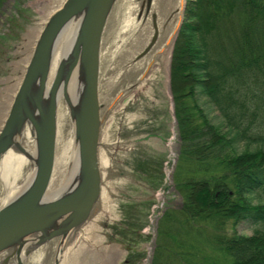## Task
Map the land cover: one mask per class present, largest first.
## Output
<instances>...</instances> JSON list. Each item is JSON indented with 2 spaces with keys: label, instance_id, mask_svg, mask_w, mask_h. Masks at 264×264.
I'll return each mask as SVG.
<instances>
[{
  "label": "water",
  "instance_id": "obj_1",
  "mask_svg": "<svg viewBox=\"0 0 264 264\" xmlns=\"http://www.w3.org/2000/svg\"><path fill=\"white\" fill-rule=\"evenodd\" d=\"M137 1L141 11H149L152 0ZM124 6V0H52L14 66L12 87L0 91V264H63L82 230L102 214L101 244L85 243L76 262L129 264L140 253L133 244L142 241L141 213L147 204L139 192L142 187L156 191L163 181L159 170L165 155L159 148L168 135L171 83L168 79L166 89L167 74L161 70L152 78V65L138 86L118 93L125 86L115 50ZM186 7L184 0L169 75ZM15 84L5 112L8 88ZM62 110L73 128V150L66 175L55 187ZM103 152L111 168L109 187L101 168ZM104 192L112 211L101 207Z\"/></svg>",
  "mask_w": 264,
  "mask_h": 264
},
{
  "label": "trees",
  "instance_id": "obj_2",
  "mask_svg": "<svg viewBox=\"0 0 264 264\" xmlns=\"http://www.w3.org/2000/svg\"><path fill=\"white\" fill-rule=\"evenodd\" d=\"M171 90L184 204L161 221L152 264L185 262L198 243L213 251L201 264H264V230L252 236L226 231L230 223L264 226V201L252 198L264 192V0H187ZM198 95L220 113L221 124L211 121ZM252 142L261 146L252 150ZM171 241L181 247L189 241V252L171 256Z\"/></svg>",
  "mask_w": 264,
  "mask_h": 264
},
{
  "label": "rangeland",
  "instance_id": "obj_3",
  "mask_svg": "<svg viewBox=\"0 0 264 264\" xmlns=\"http://www.w3.org/2000/svg\"><path fill=\"white\" fill-rule=\"evenodd\" d=\"M52 4V0H5L0 11V91L6 90L9 83V78L16 72L14 67L16 63L22 60V55L26 48H29L33 39L37 35V24L39 18L43 17ZM37 18V19H36ZM16 34V35H15ZM17 40V41H16ZM15 46V49H12ZM12 49V50H11ZM11 51V52H10ZM17 53V54H16ZM171 79V67L169 82ZM171 92L169 91V100L166 103V122L168 124V135L165 142H162L159 148L165 155L163 163V181L158 190L142 187L139 192L141 201L146 202V206L141 213L142 222L145 227L140 234L143 236L142 241L138 243L137 248L140 252L147 254V260L144 264H152L155 251L159 245V229L160 223L167 212H171L172 216L181 210L184 204V199L180 191L177 189L176 181V166L181 151V140L175 117V106ZM198 104L204 109L214 124H221L222 118L220 113L212 106L205 97L197 96ZM196 100V101H197ZM191 101V99H190ZM1 104V102H0ZM193 104V101L190 102ZM247 142V141H246ZM247 143H242L241 148L247 147ZM261 146V143H250V149L254 150ZM177 179H182L177 176ZM254 203L264 201V192L252 196ZM149 202L154 204L148 207ZM150 208V209H149ZM257 230H264V226H254L246 223L239 224L233 228L232 223L228 224L226 231L228 234L234 232L240 235L252 236ZM184 244V242L182 241ZM172 249L171 256L175 252H189L184 244V247L176 246L175 242L171 241ZM199 249H190V255L185 262H181L178 258L171 260L168 264H201L205 254H211L213 251L206 243L197 244ZM185 257V256H184ZM83 264H88L84 262Z\"/></svg>",
  "mask_w": 264,
  "mask_h": 264
},
{
  "label": "bare ground",
  "instance_id": "obj_4",
  "mask_svg": "<svg viewBox=\"0 0 264 264\" xmlns=\"http://www.w3.org/2000/svg\"><path fill=\"white\" fill-rule=\"evenodd\" d=\"M183 3L184 0H152L149 11L146 9L141 11L142 5L137 0H124L125 6L121 10L123 22L118 32L119 42L115 46V50L120 55L121 84L125 83V86L120 87L118 93L123 95L128 93L133 86H138L141 83L140 78L143 79L146 76L147 70L152 65L150 76L154 78L156 70L157 72L161 70L163 74L166 73L167 78L164 80V84L166 89H169L170 50L181 21ZM140 12L141 17L138 18ZM154 37H156V40L153 42ZM147 48H149V51L139 58L140 54ZM22 68L23 66L20 65L18 70H22ZM18 86L19 84H15L14 88H8L10 91L8 92L7 103H9L4 109L5 112L10 106L15 87L18 88ZM103 102L105 104L104 110L107 111L110 99L106 98ZM72 150L73 128L70 124L67 110H62L60 113L59 156L54 180L55 187L63 181L66 175L72 158ZM102 156L101 168L104 184L109 187L110 163L104 152ZM106 194L104 192L101 207H103V211H112L114 205ZM103 215L97 216L82 230L78 241L66 252L63 264H78L76 258L86 244L91 247L101 244L99 242L101 230L98 224L103 219Z\"/></svg>",
  "mask_w": 264,
  "mask_h": 264
},
{
  "label": "flooded vegetation",
  "instance_id": "obj_5",
  "mask_svg": "<svg viewBox=\"0 0 264 264\" xmlns=\"http://www.w3.org/2000/svg\"><path fill=\"white\" fill-rule=\"evenodd\" d=\"M133 246H138V243L135 242ZM137 257L133 260L130 261L129 264H144V261L147 260V254L140 252Z\"/></svg>",
  "mask_w": 264,
  "mask_h": 264
}]
</instances>
